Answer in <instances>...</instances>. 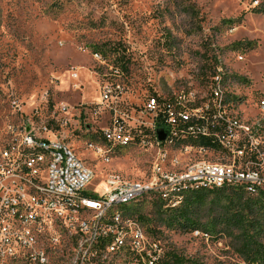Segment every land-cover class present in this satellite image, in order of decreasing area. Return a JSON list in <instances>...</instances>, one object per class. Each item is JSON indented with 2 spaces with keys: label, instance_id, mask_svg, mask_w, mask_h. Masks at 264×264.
Segmentation results:
<instances>
[{
  "label": "rangeland",
  "instance_id": "obj_1",
  "mask_svg": "<svg viewBox=\"0 0 264 264\" xmlns=\"http://www.w3.org/2000/svg\"><path fill=\"white\" fill-rule=\"evenodd\" d=\"M255 6L264 7V0H0V141L8 124L46 127L45 135L64 141L94 173L87 191L95 194L109 188L105 180L111 177L151 182L159 151L167 154L166 170H181L174 167L176 158L184 167L229 164L232 158L221 148L201 151L191 135L185 144L158 148L152 142L142 146L136 134L140 142L108 152L100 138L112 118L100 103L105 82L120 86L118 109L132 115L153 94L190 91L200 107L220 71L230 113L253 131L239 138L256 146L250 150L247 143L245 161L264 182V14L251 12ZM160 201L166 203L153 190L112 210L132 223L125 225L129 230L142 233L146 252L155 251L154 242L163 260L180 256L177 264H249L231 248L230 238L167 223L165 209L173 206L158 207ZM77 216L91 219L95 213ZM74 234V228L59 227L58 245L48 248L50 264H81ZM125 244L118 254L99 244L85 263L148 264L153 253L148 261L146 255L137 258L131 237Z\"/></svg>",
  "mask_w": 264,
  "mask_h": 264
},
{
  "label": "built area",
  "instance_id": "obj_2",
  "mask_svg": "<svg viewBox=\"0 0 264 264\" xmlns=\"http://www.w3.org/2000/svg\"><path fill=\"white\" fill-rule=\"evenodd\" d=\"M120 92L119 85L114 86L109 82L104 83L101 91L100 103L106 105L112 114L110 125L100 132L107 152L118 139L132 142L131 134L141 136L142 146L159 140L156 125L160 122L167 128L160 148L169 137H178L179 140L180 132L204 136L208 138V145L200 146L201 149L221 148L232 158L227 170L207 165L200 168L178 165L181 175H169L161 172L160 151L156 160L157 178H152L150 186H143V183L131 186L127 181L111 177L105 180L109 188L95 194L87 191L94 173L64 141L45 135L49 132L46 127H25L22 135H14L13 125L8 124L4 129V140L0 141V264H15L17 261H23V264H50L48 248L58 245L59 227L68 231L74 228L83 254L81 264H86L85 260L95 256L91 252L97 245L101 246L102 234H114L115 231L134 237L132 254L135 257L146 255L148 261V253H155V261H148V264H162L164 255H161L157 244L154 252L140 248L139 239L145 238L140 231L127 228L132 223L127 222L125 229H117L118 217L107 219L108 209H112V205L139 199L153 190L159 193L163 201L173 204V201L179 200V195L184 194L186 186L197 182L249 185L251 193L263 185L259 171L245 161L247 143L250 150L256 146L250 139L246 144L240 143V135L244 133L235 124L226 122L221 106L211 104V96H218L219 93L213 86V79L207 110H195L198 99L195 93L186 91V95L175 92L168 97L149 95L143 107L139 111L134 110L131 115L118 109ZM261 104L264 106V101ZM182 106H191V113L176 115V108ZM138 112L139 117H148V122L136 118ZM38 147H47V154H38ZM189 148L185 147L186 150ZM168 189H175V196H168ZM80 198L91 201V209L80 212L98 210V217H92L90 223L76 222V215L80 212L69 210V200ZM121 247L122 240H117L116 243H109L103 251L113 254L120 252Z\"/></svg>",
  "mask_w": 264,
  "mask_h": 264
},
{
  "label": "trees",
  "instance_id": "obj_3",
  "mask_svg": "<svg viewBox=\"0 0 264 264\" xmlns=\"http://www.w3.org/2000/svg\"><path fill=\"white\" fill-rule=\"evenodd\" d=\"M251 12L264 14L263 6ZM157 129L167 131L160 122ZM194 145H208L206 139L188 138ZM140 141V138H139ZM263 186V185H262ZM260 186L254 193L247 186L227 185L221 189H186L179 206L166 208L167 223L176 224L185 232H215L230 238L231 248L249 264H264V190ZM214 197L209 199L210 194ZM175 196V192L170 194ZM180 196V195H179ZM166 203L160 201L158 207ZM168 205V203H167ZM182 258L173 254L162 264L181 263Z\"/></svg>",
  "mask_w": 264,
  "mask_h": 264
},
{
  "label": "bare ground",
  "instance_id": "obj_4",
  "mask_svg": "<svg viewBox=\"0 0 264 264\" xmlns=\"http://www.w3.org/2000/svg\"><path fill=\"white\" fill-rule=\"evenodd\" d=\"M221 74L222 73H220V71H219L216 74H214V76H213V86L215 89H217L219 91V93H218V96H211V104H216V106H221L222 115H224L226 122L228 124H235V126L237 128H240L241 132H244L248 137H251V135L253 134V131L248 127V123L247 122L242 123L238 118L234 117V115L232 113H230L231 110H230V107L228 105V99L226 98V95H224V91L222 90L223 80L221 78ZM210 91H211V85H210ZM177 94L186 95V92L185 91L180 92V93L178 92ZM209 106H210V95H209L208 100L206 101V103L204 105H202L200 107H196V103H195V110H207L209 108ZM228 111H229V114H228ZM184 113H191V106H182V108H176V115H184ZM23 128H19V129L13 128V134L14 135H22ZM187 135H191L190 132H180L179 133V140H178V137L167 138L164 147L165 146H167V147L168 146H176L178 143H183L186 140ZM191 138L194 140L204 138L208 142V138H206L204 136H192L191 135ZM131 141L132 142H130L129 140H125V139H118L115 142L114 146L115 147L117 145L118 146L119 145L127 146V145H131L133 143L138 142L139 139H138L136 134H131ZM152 143L157 145L158 148L160 147V140H152ZM200 146H207V145H198V149L201 151L212 150V149H201ZM113 147H111L112 150H113ZM159 153H160V151H159ZM38 154H47V147H38ZM166 160H167V154L162 152V162H160L161 172L169 173V175H181V170H179V171H175L172 169L166 170L164 168L165 164L167 165ZM204 165H207L210 167H219L220 170H227L228 164L198 162V163L190 165L186 168H200V167H203ZM174 167L176 169L178 167V165L176 164V165H174ZM87 169L89 171H91L88 167H87ZM152 173H153V178H157L158 166H156V162L153 165V172ZM128 185L139 186L140 183H128ZM227 185L230 186V185H235V184H233V183L197 182V183H193L190 186H186L185 190L186 189H194V190L221 189ZM143 186H150V182L147 184H143ZM244 186H247L248 190H249V185H244ZM170 192L174 193L175 189H168V194ZM182 197L180 195L179 200L173 201V204L171 203V206H176L177 204H180ZM137 200L138 199H131V200H128L127 202H121L120 204L112 205V209H108L107 219H115V217H118L117 229H125V227H126L125 225L127 223L124 222L123 213L120 210H116L114 212L112 210L117 209V208H121L122 206L128 205L130 203L136 202ZM90 209H91V201L88 198H80L79 200H69V210H73V212H80V210H90ZM111 211H112V213H111ZM91 212L95 213L94 217H98V210H91ZM84 213H86V212H84ZM109 215H111V216L109 217ZM90 221H91L90 218L79 220L78 216L76 215V222L90 223ZM132 222H134V221H132ZM127 237H128L127 233H122V231H115L114 234H102L101 235V247H103L104 242H106V245L104 247H108L109 243H116L117 240H122V247L120 248V251L121 250L123 251L126 248L125 238H127ZM131 239H132V249L131 250L133 251V249H134V237H131ZM146 241H147L146 239H139L140 248L144 249L143 246L145 245ZM151 246L154 248L155 243L153 242ZM113 253L118 254L119 252H113ZM142 256L143 255H136L137 258H142ZM149 261H155V253L150 254ZM131 264H133V263H131Z\"/></svg>",
  "mask_w": 264,
  "mask_h": 264
},
{
  "label": "water",
  "instance_id": "obj_5",
  "mask_svg": "<svg viewBox=\"0 0 264 264\" xmlns=\"http://www.w3.org/2000/svg\"><path fill=\"white\" fill-rule=\"evenodd\" d=\"M157 133H158V136H159V140H160V141H163V140L166 138V134H165V131H164V130L159 129V130L157 131Z\"/></svg>",
  "mask_w": 264,
  "mask_h": 264
}]
</instances>
